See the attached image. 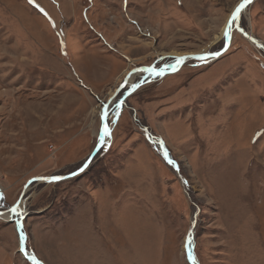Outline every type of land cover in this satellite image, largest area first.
Wrapping results in <instances>:
<instances>
[{
  "label": "rangeland",
  "instance_id": "374dc122",
  "mask_svg": "<svg viewBox=\"0 0 264 264\" xmlns=\"http://www.w3.org/2000/svg\"><path fill=\"white\" fill-rule=\"evenodd\" d=\"M242 1L0 0V264H264V0L219 57L135 75L85 171L28 184L86 162L124 70L220 51Z\"/></svg>",
  "mask_w": 264,
  "mask_h": 264
},
{
  "label": "water",
  "instance_id": "95a60500",
  "mask_svg": "<svg viewBox=\"0 0 264 264\" xmlns=\"http://www.w3.org/2000/svg\"><path fill=\"white\" fill-rule=\"evenodd\" d=\"M254 0H251V3L253 2ZM243 2V1H242ZM241 2V3H242ZM240 4V3H239ZM238 4V5H239ZM237 5V6H238ZM249 4H247L245 6V8L248 7ZM236 6V7H237ZM235 7V8H236ZM235 10V9H234ZM233 10V11H234ZM232 11V12H233ZM243 11V9L241 10V12ZM232 14V13H231ZM231 19V15L227 21V24H226V28H228V25H229V21ZM238 20V19H237ZM237 20L235 21V23L237 22ZM234 27V24L231 26L229 30V36L228 37H225L224 36V40H225V44H224V47L220 50V51H216V52H206V53H196V54H188V55H184L182 58V60L179 61L178 65L175 66V67H172L170 69H159V68H156V67H152V66H143V67H138V68H134L133 70H131L124 78V80L122 81V83L116 88L115 92L113 95L110 96V98L108 99V101L104 104L103 108H102V118H103V128L105 126L108 127V130H110V127H109V123H108V118H107V115H106V108L110 105V103L116 98V96L119 94V92L126 86V84L128 83V80L130 79V77L132 76V74L136 73V72H139V71H144L146 75H153V76H163L165 74H170V73H174L176 71H178L180 69V67L183 65V63H185V61L188 59V58H198V57H205V58H211V57H218L219 55H221L222 53H224L230 46L231 44V40H232V31H233V28ZM225 28V30H226ZM212 53H218V55H215L213 56ZM127 93H130V91H128ZM105 143V135L103 134V130H102V134H101V137L99 138V141H98V144H97V147L96 149L92 152V154L89 156V158L86 160V162L80 167L78 168L77 170H75L74 172H71L69 174H66V175H53V176H41V177H34L32 178L28 184H30L31 182L33 181H52V182H57V181H61V180H64V179H67V178H70V177H74L76 175H79L80 173H82L83 171H85L87 169V167L90 165V163L92 162V160L94 159L95 155L97 154L98 150L100 149V147ZM81 169H83V171H81ZM75 173V174H74ZM54 176H57V177H61V179L57 180V181H53L51 178L54 177ZM27 184V185H28ZM27 188L24 189L22 195L24 194V192L26 191ZM22 201V196L21 198L14 204L12 205L11 207H9L8 209L6 210H0V215L3 213V212H11V213H15L16 211H13V209H16L19 208V205ZM187 253L189 255V257L192 259L191 257V248H190V240H188V243H187Z\"/></svg>",
  "mask_w": 264,
  "mask_h": 264
},
{
  "label": "bare ground",
  "instance_id": "6f19581e",
  "mask_svg": "<svg viewBox=\"0 0 264 264\" xmlns=\"http://www.w3.org/2000/svg\"><path fill=\"white\" fill-rule=\"evenodd\" d=\"M251 4V3H250ZM249 4V5H250ZM241 13H245V14H248V9H246V8H244L243 9V11L241 12ZM230 17V16H229ZM229 19V18H228ZM226 28V27H225ZM225 28H224V32H225ZM242 32H244V35L246 36V38H247V41L249 42V44L250 45H253L254 46V44H258V45H260V40L258 41L257 40V38L255 37V35H254V33L252 32V31H243V30H241ZM217 39H219L220 40V37H217ZM218 41V40H217ZM232 41V43H231V45H230V47L226 50V51H229V50H231V48L233 47V42H234V40H231ZM66 46H67V44H66ZM225 51V52H226ZM224 52V53H225ZM224 53H222V54H224ZM192 54V53H191ZM221 54V55H222ZM184 55H188V53H186V54H183V56ZM182 56V57H183ZM220 56V55H219ZM218 56V57H219ZM182 57H180V59H179V61L181 60V58ZM211 58H217V57H211ZM189 59H198V58H193V57H191V58H188L187 60H189ZM206 59V58H205ZM186 60V61H187ZM185 61V62H186ZM179 63V62H178ZM178 63L175 65V66H177L178 65ZM184 64V63H183ZM174 66V67H175ZM130 69L131 68H129V69H126V70H124L123 71V73L118 77V79H119V81H123V79L125 78V76H126V74H128L129 73V71H130ZM173 69V68H172ZM145 72L144 71H139V72H136V73H134V74H132V76L130 77V79L128 80V83L126 84L128 87L129 86H131L132 85V83H133V78H134V76L135 75H141V74H144ZM165 75H167V74H165ZM121 84V83H120ZM126 86V87H127ZM114 92H115V90H112L111 91V93H110V96L111 95H113L114 94ZM111 106V104L106 108V115H107V118H108V114H109V107ZM102 108H103V106L102 107H100L99 109H97L99 112H100V114H101V116H102ZM103 117V116H102ZM102 130H103V127H102ZM101 134H102V131H101ZM108 136L109 135H107V136H105V142L106 141H109L108 140ZM100 137H101V135H100ZM39 182H42V181H39ZM28 189V188H27ZM23 204H24V200H23V202H21V204L19 205V208H17V211L19 212L21 209H23ZM15 213H17V212H15ZM0 217H2L3 219H5V220H11L13 217H15V215H14V213H11V212H8V211H6V212H3L1 215H0ZM24 246V245H23Z\"/></svg>",
  "mask_w": 264,
  "mask_h": 264
},
{
  "label": "snow or ice",
  "instance_id": "6c2138e0",
  "mask_svg": "<svg viewBox=\"0 0 264 264\" xmlns=\"http://www.w3.org/2000/svg\"><path fill=\"white\" fill-rule=\"evenodd\" d=\"M30 2H34V0H30ZM250 3H251V0H243V2L240 3V4L235 8V10L232 12V14H231V19H230V21H229L228 28H226V30H225V32H224V36H225V37H228V36H229L230 33H229V30H228V29H230L231 26L235 23V21L240 17L241 10L244 9L245 6H246L247 4H250ZM212 55L215 56V55H218V53H212ZM182 59H184V58H181V60H182ZM198 59L203 60V59H205V57L201 56V57H198ZM178 62H179V61H178ZM103 134H104L105 136L110 135L107 126H105V127L103 128ZM165 156H166V158H167V153L165 154ZM169 163H173V161L169 160ZM81 171H83V169H81ZM74 174H75V173H74ZM51 179H52L53 181H57V180L61 179V177L54 176V177H52ZM13 211H16L18 216L20 215V213H19L16 209H13ZM17 227L21 229L19 239L22 241V240L24 239L22 225L18 222V223H17ZM31 259L35 262V264H39V261L36 260V258H35L34 256L31 257Z\"/></svg>",
  "mask_w": 264,
  "mask_h": 264
}]
</instances>
